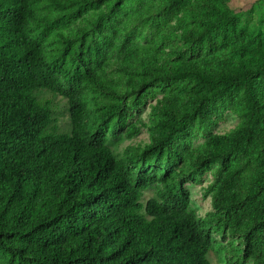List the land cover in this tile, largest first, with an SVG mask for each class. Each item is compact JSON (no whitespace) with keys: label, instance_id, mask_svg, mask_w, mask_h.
Instances as JSON below:
<instances>
[{"label":"trees","instance_id":"1","mask_svg":"<svg viewBox=\"0 0 264 264\" xmlns=\"http://www.w3.org/2000/svg\"><path fill=\"white\" fill-rule=\"evenodd\" d=\"M116 1L88 30L84 15L108 0H0V264H210L212 232L240 241V264H264V36L227 0H200V28L183 36L199 53L169 64L130 26L190 0ZM159 85L148 142L117 158L108 134L136 135L131 110ZM39 90L66 100L68 133ZM225 111L237 128L194 145L193 124ZM213 164L205 224L185 184Z\"/></svg>","mask_w":264,"mask_h":264},{"label":"rangeland","instance_id":"2","mask_svg":"<svg viewBox=\"0 0 264 264\" xmlns=\"http://www.w3.org/2000/svg\"><path fill=\"white\" fill-rule=\"evenodd\" d=\"M136 0H127L125 6L129 7ZM152 3L158 0H149ZM116 0H108L106 5L95 8L89 11L87 18L88 30L105 17L114 15V8L117 6ZM200 0H190L185 9H177L176 12L167 14L164 10L153 11L154 20L149 25H143V22L131 24V30L138 32L135 42L140 45H145L148 42L154 44L158 51V55L163 61L169 64H178L182 60L194 58L199 52L187 47L183 42V36L188 29L200 28ZM231 15L237 18L241 25L249 32L264 36V0H227L226 3ZM108 72L115 73V65H112ZM166 86L159 85L149 88L148 97L137 108L131 110V123L138 128L137 134L127 137L125 131H121L116 135L108 134L106 146L111 149L113 154L119 158L126 147L140 149L148 142V136L143 124H149L151 119L156 116V103L159 100ZM87 101L90 106L93 105V100L101 101L100 94H94L90 90H86ZM39 99L49 100L54 111V118L58 127V132L68 133L70 131V121L68 106L65 99L58 95H53L46 90L35 92ZM121 99V98H120ZM239 118L231 112L225 111L220 119L212 118V121L207 124L204 129H201L197 124H193V144L199 145L203 142L208 134H228L235 130L238 126ZM182 168L189 170L187 164H183ZM223 166L221 164H213L199 177L195 182L185 184V188L190 193V207L195 212L197 217L204 220L206 214L212 210L211 208V193L210 186H213L217 181ZM160 188L159 184H153L142 192L140 202L145 204L147 200L155 196V192ZM214 240L212 250L208 252L207 259L210 264H240L242 246L238 239L231 238L227 235H219L212 232ZM244 264H252L246 262Z\"/></svg>","mask_w":264,"mask_h":264}]
</instances>
